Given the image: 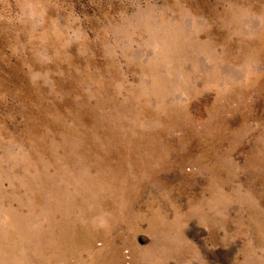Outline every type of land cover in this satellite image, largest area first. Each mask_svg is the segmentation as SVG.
Listing matches in <instances>:
<instances>
[{
  "label": "rangeland",
  "instance_id": "374dc122",
  "mask_svg": "<svg viewBox=\"0 0 264 264\" xmlns=\"http://www.w3.org/2000/svg\"><path fill=\"white\" fill-rule=\"evenodd\" d=\"M0 264H264V0H0Z\"/></svg>",
  "mask_w": 264,
  "mask_h": 264
},
{
  "label": "bare ground",
  "instance_id": "6f19581e",
  "mask_svg": "<svg viewBox=\"0 0 264 264\" xmlns=\"http://www.w3.org/2000/svg\"><path fill=\"white\" fill-rule=\"evenodd\" d=\"M141 89H143V88H141ZM144 90V89H143ZM149 135V134H148ZM155 143H157V142H155ZM170 144V143H169ZM129 148V147H128ZM152 150V149H151ZM157 152V151H156ZM149 153V152H148ZM150 154V153H149ZM148 155V154H147ZM146 155V156H147ZM143 156V155H142ZM145 156V155H144ZM151 157H152V155H151ZM128 158H130V157H128ZM140 158V157H139ZM147 159V158H146ZM127 160V159H126ZM149 160V159H148ZM153 160V159H152ZM131 161V160H130ZM131 163V162H130ZM129 163V164H130ZM141 163V162H140ZM151 163V162H150ZM143 163H141V165H142ZM145 168V167H144ZM121 169H123V168H121ZM151 169V168H150ZM152 170V169H151ZM144 173V172H143ZM148 177V176H147ZM101 180H103V179H101ZM113 196V195H112ZM105 201V200H104ZM107 203V202H106ZM113 203H115V201L113 202ZM124 205V204H123ZM114 207H115V205H114Z\"/></svg>",
  "mask_w": 264,
  "mask_h": 264
}]
</instances>
